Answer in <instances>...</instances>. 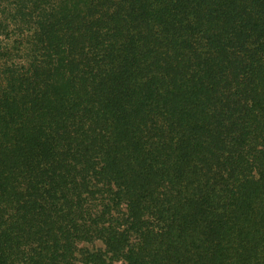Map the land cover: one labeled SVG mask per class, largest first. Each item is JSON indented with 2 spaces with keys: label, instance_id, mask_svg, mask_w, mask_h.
Listing matches in <instances>:
<instances>
[{
  "label": "trees",
  "instance_id": "obj_1",
  "mask_svg": "<svg viewBox=\"0 0 264 264\" xmlns=\"http://www.w3.org/2000/svg\"><path fill=\"white\" fill-rule=\"evenodd\" d=\"M118 260L264 264V0H0V264Z\"/></svg>",
  "mask_w": 264,
  "mask_h": 264
},
{
  "label": "rangeland",
  "instance_id": "obj_2",
  "mask_svg": "<svg viewBox=\"0 0 264 264\" xmlns=\"http://www.w3.org/2000/svg\"><path fill=\"white\" fill-rule=\"evenodd\" d=\"M81 246L87 247L90 250H94V249H98L101 248L102 249V245L100 242H95V243H82ZM112 264H125L122 260H118V261H114Z\"/></svg>",
  "mask_w": 264,
  "mask_h": 264
}]
</instances>
